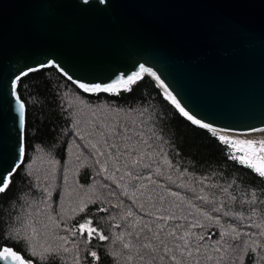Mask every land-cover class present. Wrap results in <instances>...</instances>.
I'll return each mask as SVG.
<instances>
[{"label":"trees","instance_id":"obj_1","mask_svg":"<svg viewBox=\"0 0 264 264\" xmlns=\"http://www.w3.org/2000/svg\"><path fill=\"white\" fill-rule=\"evenodd\" d=\"M17 92L25 158L0 194V251L33 264H264V176L151 78L87 94L51 67Z\"/></svg>","mask_w":264,"mask_h":264},{"label":"water","instance_id":"obj_2","mask_svg":"<svg viewBox=\"0 0 264 264\" xmlns=\"http://www.w3.org/2000/svg\"><path fill=\"white\" fill-rule=\"evenodd\" d=\"M51 67L87 94L149 77L193 124L261 134L264 0H0V175L10 182L25 158L17 83Z\"/></svg>","mask_w":264,"mask_h":264},{"label":"snow or ice","instance_id":"obj_3","mask_svg":"<svg viewBox=\"0 0 264 264\" xmlns=\"http://www.w3.org/2000/svg\"><path fill=\"white\" fill-rule=\"evenodd\" d=\"M85 2H87V0H85ZM141 69L144 70V71H148L147 69H144L143 68V65H141ZM25 75L27 73H24ZM154 75V73H153ZM17 79H19V76L17 77ZM133 79V77L129 76L128 77V80L131 81ZM117 83H119V81H117ZM81 87H84V85H81ZM97 88H99L100 86L97 85L96 86ZM111 87V86H109ZM87 90V89H86ZM104 90H109V89H104ZM17 99L19 100V97H17ZM177 108H180V105L177 104ZM20 109H21V114L23 113V109H24V104L21 103L20 104ZM180 111L188 117L189 120H192L193 123H196V124H199L200 122L197 121V120H193V118L191 116L188 115L187 112L184 111L183 108H180ZM201 127H208L207 124H201ZM220 139L222 141H224L225 143H229V141L226 140L225 137L221 136ZM254 144L253 141L251 140H248V141H235L234 142V145H244L248 148H251L252 145ZM240 151H244L245 149L244 148H241L239 149ZM260 150L261 151H264V142L261 143L260 145ZM240 159V161L242 163H246L248 167H252L256 172L259 173L260 176H264V157H261L260 158V163L257 165V164H254L250 161V159L247 157V155L245 156H241V157H236L235 155L233 156V159ZM11 173L9 174H6V175H0V192H4L8 189V186H9V183H10V177ZM84 226L81 225V228H83ZM170 235H173V233H170ZM101 239H104V237H100ZM179 239L181 240H184V237H179ZM145 247H150L149 245H145ZM177 249L180 248V245L178 244L177 246ZM185 247H187V242H185ZM155 251V250H153ZM173 250L171 248H168L167 246L164 247V252L165 254H167L168 252H172ZM93 256H95L96 254L95 253H92ZM181 255H183V253H181ZM189 255H191V253H189ZM0 259H3V260H9V259H12L13 261V264H30V262L26 261L24 259V257L21 255V254H18L16 251H14L13 249L11 248H3L2 251H0ZM161 259H163V257H161ZM171 259L173 261H175V256L173 255L171 257ZM176 264H179V262L177 261Z\"/></svg>","mask_w":264,"mask_h":264},{"label":"rangeland","instance_id":"obj_4","mask_svg":"<svg viewBox=\"0 0 264 264\" xmlns=\"http://www.w3.org/2000/svg\"><path fill=\"white\" fill-rule=\"evenodd\" d=\"M219 136L221 137L223 135H219ZM223 137H225L226 140L229 141V144L233 147L238 157L247 155L250 161L257 165L260 163V158L264 157V151L260 150V145L262 142H264V136H261L260 138H257V139H249V138H244V137H228V136H223ZM248 140H251L254 142L251 148H248L244 145L233 146L235 141H248ZM241 148H244L245 150L240 151L239 149ZM243 164L247 165L246 163H243Z\"/></svg>","mask_w":264,"mask_h":264},{"label":"bare ground","instance_id":"obj_5","mask_svg":"<svg viewBox=\"0 0 264 264\" xmlns=\"http://www.w3.org/2000/svg\"><path fill=\"white\" fill-rule=\"evenodd\" d=\"M218 135L228 136V137H244L249 139H257L261 136H264V133L261 134H250V135H235V134H228V133H218Z\"/></svg>","mask_w":264,"mask_h":264}]
</instances>
